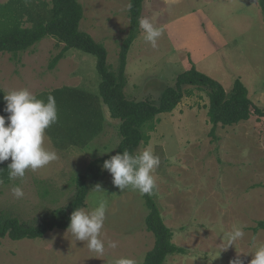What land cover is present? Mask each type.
<instances>
[{"label": "rangeland", "instance_id": "rangeland-1", "mask_svg": "<svg viewBox=\"0 0 264 264\" xmlns=\"http://www.w3.org/2000/svg\"><path fill=\"white\" fill-rule=\"evenodd\" d=\"M80 1L85 8L82 30L105 44L108 64L117 67L130 29L131 0ZM142 18H148L161 35L153 46L141 30L131 46L125 88L129 99L157 102L178 75L195 64L228 91L241 79L250 98L264 108V18L258 0H146ZM64 46L49 36L17 55L0 51V89L5 95L27 89L45 102L56 89L98 92L95 54L70 48L55 68L49 67ZM188 87L193 94L172 112L160 114L149 143L137 149L150 148L160 159L152 172L156 201L174 233L173 242L185 249L170 255L165 264H229L237 256L249 264L251 253L264 244V227L259 225L264 220V122L253 117L220 125L214 138L208 90ZM104 116L103 130L85 147L64 138L57 122L47 128L45 146L56 151L58 159L34 172L26 170L22 179L0 182V210L37 225L52 210L68 206L76 177L94 159L114 152L120 142V121L105 106ZM3 163H11V158ZM104 172L89 182L83 207L106 202L100 236L103 256L89 251L87 242L76 241L67 229L57 228L37 239L2 238L0 264H112L121 257L143 264L155 245L147 228L145 198L131 188L121 191ZM96 184L104 192L91 191ZM14 186L23 189L22 198L12 194ZM234 225L242 227L245 236L223 250V237ZM109 241L117 246L108 247Z\"/></svg>", "mask_w": 264, "mask_h": 264}, {"label": "trees", "instance_id": "trees-1", "mask_svg": "<svg viewBox=\"0 0 264 264\" xmlns=\"http://www.w3.org/2000/svg\"><path fill=\"white\" fill-rule=\"evenodd\" d=\"M145 1H130V29L121 45L117 67L108 64L105 44L82 30L85 8L80 0H8L4 4L0 3V51L17 55L50 36L65 43L63 50L50 62L51 69L57 66L70 48L97 57L100 75L97 95L79 88L56 89L50 93L55 97L58 110L57 131L62 132L64 138H70L71 143L80 147L87 146L103 130L104 106L112 118L120 121L117 126L120 142L116 150L94 159L88 170L76 177V191L68 206L52 210L37 225L23 222L19 217L0 210V240L6 237L12 240L37 239L54 229H67L71 213L86 204L90 192L89 182L104 175L103 162L125 149L132 154L139 153L137 149L140 145L149 143L151 132L155 131L160 121L159 115L172 112L185 96L193 94L188 86L208 90V116L214 138H217L216 131L220 125L232 126L253 117L264 122V108L250 98L249 90L241 79H237L231 91H228L219 80L199 70L195 64L179 74L175 85L167 87L157 102L127 97L128 55L134 41L141 34L139 20L143 16ZM258 1L264 18V0ZM28 22L30 26L26 25ZM4 95L0 89V115L6 117L8 114L4 112ZM9 164L0 163V182L9 179ZM155 191L156 186L151 195H143L149 209L147 228L155 236V245L147 253L143 264H165L170 255L185 253L184 248L173 242L174 233L165 223ZM259 225L264 227V220Z\"/></svg>", "mask_w": 264, "mask_h": 264}, {"label": "clouds", "instance_id": "clouds-1", "mask_svg": "<svg viewBox=\"0 0 264 264\" xmlns=\"http://www.w3.org/2000/svg\"><path fill=\"white\" fill-rule=\"evenodd\" d=\"M139 26L145 33V40L155 46L156 39L161 31L155 28L148 18H141ZM6 106L0 115V163L11 158L8 165L9 179L24 178L26 170L36 171L58 159L56 151L45 146V130L57 122V107L55 97L47 96V102L38 99L27 89L12 90L4 95ZM7 121V123H6ZM160 159L153 154L150 148L137 154L125 149L122 153L112 155L103 162L102 168L112 176V183L121 191L131 188L141 195H151L155 188L152 175L154 169L159 167ZM91 191L104 192L100 184H96ZM12 194L17 198L24 196L20 186L11 188ZM106 216V202L101 199L91 209L77 207L70 215L67 228L76 241L87 242L89 251L103 256L105 243L101 236ZM242 227L233 226L224 237V249L235 246L237 241L244 238ZM114 241L108 242V247L115 248ZM253 258L249 264H264V244L255 248ZM112 264H136L127 257L115 259ZM229 264H244L237 256Z\"/></svg>", "mask_w": 264, "mask_h": 264}, {"label": "crops", "instance_id": "crops-1", "mask_svg": "<svg viewBox=\"0 0 264 264\" xmlns=\"http://www.w3.org/2000/svg\"><path fill=\"white\" fill-rule=\"evenodd\" d=\"M72 88H76V87H72ZM86 91V90H85ZM87 92H89V91H87ZM99 92V91H98ZM98 92H92V94H95V95H97L98 94ZM91 93V92H90ZM76 145V144H75Z\"/></svg>", "mask_w": 264, "mask_h": 264}]
</instances>
